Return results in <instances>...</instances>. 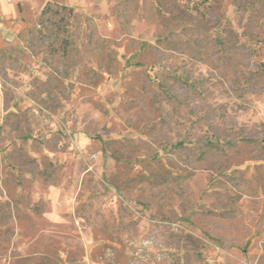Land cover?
<instances>
[{
    "label": "rangeland",
    "instance_id": "374dc122",
    "mask_svg": "<svg viewBox=\"0 0 264 264\" xmlns=\"http://www.w3.org/2000/svg\"><path fill=\"white\" fill-rule=\"evenodd\" d=\"M32 1L0 5V264H264V0Z\"/></svg>",
    "mask_w": 264,
    "mask_h": 264
},
{
    "label": "crops",
    "instance_id": "0c3cea01",
    "mask_svg": "<svg viewBox=\"0 0 264 264\" xmlns=\"http://www.w3.org/2000/svg\"><path fill=\"white\" fill-rule=\"evenodd\" d=\"M14 1L15 0H12V2L11 3H8L6 0H0V5L2 6V7H4V9L5 10H8V11H13L14 10ZM22 1H32V0H22ZM42 2L40 3V4H38L39 6L41 5V4H43V3H45V2H52V1H54V0H41ZM58 1H63V2H65V0H58ZM87 1V0H86ZM33 2V1H32ZM65 3H68V2H65ZM70 4V3H69Z\"/></svg>",
    "mask_w": 264,
    "mask_h": 264
},
{
    "label": "built area",
    "instance_id": "2783aa9c",
    "mask_svg": "<svg viewBox=\"0 0 264 264\" xmlns=\"http://www.w3.org/2000/svg\"><path fill=\"white\" fill-rule=\"evenodd\" d=\"M8 3H11L12 2V0H6Z\"/></svg>",
    "mask_w": 264,
    "mask_h": 264
}]
</instances>
